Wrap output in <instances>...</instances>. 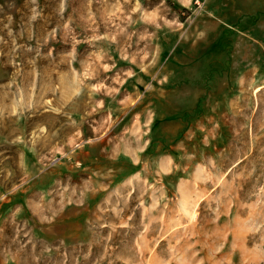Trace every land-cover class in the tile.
<instances>
[{
	"label": "rangeland",
	"instance_id": "rangeland-1",
	"mask_svg": "<svg viewBox=\"0 0 264 264\" xmlns=\"http://www.w3.org/2000/svg\"><path fill=\"white\" fill-rule=\"evenodd\" d=\"M263 17L0 0V264H264Z\"/></svg>",
	"mask_w": 264,
	"mask_h": 264
},
{
	"label": "crops",
	"instance_id": "crops-1",
	"mask_svg": "<svg viewBox=\"0 0 264 264\" xmlns=\"http://www.w3.org/2000/svg\"><path fill=\"white\" fill-rule=\"evenodd\" d=\"M208 22H210V27L215 32V35H213L214 40H217L219 38V34L221 35L223 32H225V27H238L241 24V21L227 22V21H223V20H220V19H216V18L215 19H210V20H208ZM251 26L254 27V28L258 27L257 30L259 32V35L260 36H264V17L260 18V20H255L254 22H252ZM207 34H211L210 31H207ZM192 47H196V46L192 45ZM190 57H191V60H189L188 62H184L183 60L182 61H178L177 60L176 63L175 62L174 63L177 65V68H179V67H183L184 68L185 67L184 65L189 64V63L192 66L193 63H194V58H195V54L192 51H191ZM185 79H183L184 81L183 80L182 81L185 82ZM178 81H181V80H178ZM175 88H177V89L178 88L179 89H186L187 87L184 84H180V85L176 86ZM191 89H192V87H191ZM159 96H161V97H159L157 99L158 100L157 102L159 104H162V105H170V104H172V102H171L172 98L170 97V95L166 94V95L162 96L161 93H160ZM168 97H170V98L168 99ZM196 98H194V100H196ZM194 103H196V101H194Z\"/></svg>",
	"mask_w": 264,
	"mask_h": 264
}]
</instances>
